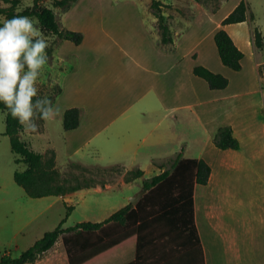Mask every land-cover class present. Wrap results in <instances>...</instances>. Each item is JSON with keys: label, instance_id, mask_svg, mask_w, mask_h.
Wrapping results in <instances>:
<instances>
[{"label": "rangeland", "instance_id": "1", "mask_svg": "<svg viewBox=\"0 0 264 264\" xmlns=\"http://www.w3.org/2000/svg\"><path fill=\"white\" fill-rule=\"evenodd\" d=\"M161 1L167 5L164 13L173 37L174 32H183L181 39L178 36L182 46L176 52L177 59L178 55L186 53V49H190L195 41L214 28L215 20L234 10L235 4L237 6L242 0ZM245 1L253 14L255 26L264 32V0ZM34 3L35 0H21L18 9L33 7ZM151 3L152 0H76L68 7L59 8L54 7V0H42V6L54 10L60 28L81 32L84 40L81 44L61 40L56 35L46 33L39 22L38 26L49 47L46 50L48 61L37 81L38 95L50 98L54 109L58 111L52 121L37 120L36 131H25L22 127L20 137L29 143L30 148L46 157L54 150L57 167L65 176L95 181L97 185L65 196L29 197L15 181V172L24 171L27 165L16 163L17 156L12 150L10 137L5 134L7 111L0 110V257L5 254L12 257L21 255L47 231L59 225L66 217L69 205H73L74 210L63 225L64 228L84 221H104L120 207L122 201L127 199L131 202L140 191L143 192L142 180L160 173L158 164L169 167L170 159L152 161L146 157L158 153L146 146L139 150L140 156L135 164L130 159L124 165L114 164L117 152L113 155L112 146L104 142V133L93 134L90 129L79 127L66 130L63 124L64 111L72 104L102 113L106 107L116 105L113 99L124 93L127 82L134 85L139 82L134 63L112 47L114 41L111 38L119 39L131 49L134 53H130V56L133 58L143 60L147 52L154 54L160 39ZM260 49L264 51V47ZM188 60L185 59L186 86L187 81H191ZM248 73L246 67L244 72L235 74L244 76ZM260 73L264 78V64L260 66ZM180 79L181 76L175 81V90L179 88ZM200 80L205 87L196 83L197 92L207 102L200 107H186L184 114L176 121L177 133L185 140L169 146L168 150L173 152L172 158L182 149L185 151V147L186 157H198L204 148L216 150L219 155L212 162L214 168L223 175L232 176L229 184L236 196L237 218L240 222L248 220L249 225H253V254L255 259L264 262V130L256 142L250 140L247 133L243 134V147L239 151L240 165L237 168L223 165V160L232 163L236 155L226 154L212 141L208 143L212 128L223 125L226 119L245 122L256 118L264 124V106L257 103L255 96L229 98L225 92L234 89L225 92L223 89H211L205 79ZM93 96L99 100L88 102ZM119 99L122 100V96ZM118 107L120 104H117ZM149 118L144 117L146 120ZM75 163L87 167H78ZM110 165L113 169L104 170L103 166ZM138 167L145 171L143 179L125 185L126 173ZM55 246L62 249V239ZM211 249L210 257L216 252V247L211 245ZM57 251L63 250L57 248L55 256H59ZM53 259L54 256L49 253L34 264H50ZM57 264L64 263L58 260Z\"/></svg>", "mask_w": 264, "mask_h": 264}, {"label": "crops", "instance_id": "2", "mask_svg": "<svg viewBox=\"0 0 264 264\" xmlns=\"http://www.w3.org/2000/svg\"><path fill=\"white\" fill-rule=\"evenodd\" d=\"M232 10L221 19L215 20L214 28L207 32L204 37L195 41L190 49H186V53L181 56L178 55L177 59L176 52L182 46L178 36L181 39L183 32H174V42L167 45L162 43L160 33L157 32L160 44L155 46L154 54L151 51L147 52V57L143 60L130 56V53H134L131 49L127 48L119 39L111 38V41H114L112 47L117 48L120 54L128 57L134 63L138 72L136 79H139V82L135 85L127 82L124 95L121 94L122 100L119 99L121 96H116L113 99L116 105L106 107L102 113L92 112V109L79 104H72L69 108L77 106L80 108L79 128L90 129L93 134L104 133L102 138L104 142L112 146L113 155L117 152L114 155L116 158L114 164L124 165L129 159L135 164L140 156L139 150L144 146L157 150V154L146 155L152 161L160 158L164 160L172 158L173 152L170 153L168 147L185 140V137L177 133L176 121L184 114L186 107H200L207 102L197 92L196 83L202 87L205 86L200 80L203 78L194 74L196 65L206 66L213 72L222 74L229 79V85L223 91L234 90L225 92L227 97L239 99L252 95L255 96L257 103L262 107L264 106V78L260 73V66L264 64V51L255 44L254 31L256 26L254 19L251 18L252 12L250 11L247 21L223 25V20ZM244 26L246 28H242ZM220 29H225L244 52L242 70L234 71L223 64L215 42V34ZM262 33L264 35L263 31ZM103 45L105 47L106 43ZM203 46L205 47L203 48ZM186 58H189L190 71L188 76L191 79L190 82L187 81L188 86H186ZM246 67L248 74H244V76L235 74L244 72ZM179 76L182 78L180 79L181 83L179 88L175 90V81ZM233 84L235 85L234 88H232ZM109 92L112 93V91ZM91 100L96 102L99 99L93 96L88 102ZM250 101L252 102V98ZM117 104H120V107L116 108ZM144 117H150L149 119L152 121L148 122L149 119L146 120ZM228 120L226 119L221 126L231 125L234 128V134L240 140L241 148L223 150L228 155H236L232 163L229 160H223V165L228 168H237L240 165L239 151L243 147V134L247 133L250 140L256 142L259 140L262 129L264 130V124L256 118L247 119L245 122ZM221 126L212 128V135L208 143L210 141L214 143L216 133ZM44 130H46L45 127ZM218 155L214 148L210 150L204 148L198 157H187L203 158L212 167L209 183L206 185L197 184L194 189L195 221L204 249V264H264L263 261L255 259L253 254V225H249L248 220L240 222L237 218L239 214L235 205L236 196H234L229 184L232 176L223 175L214 168L212 162L216 160ZM183 156L186 157V147ZM129 203L127 199L122 201L120 207L115 211ZM157 241V239L151 238L149 240L142 239L140 240V247H138V239L122 238L121 243L124 244V247L118 253L106 257L101 264H160L158 254L154 252L156 248L153 246ZM146 243H149V247H143V244ZM55 245L44 254L50 253L54 256L53 263L50 264H57L58 260L64 264H70L64 243L62 249ZM211 245L216 247V252H213L214 255L210 257ZM57 248L63 250L62 252L57 251L59 256H55ZM167 250L173 252L174 247H168ZM103 253L99 255L101 256ZM97 255L98 252L94 254L96 257H93L98 259L100 256Z\"/></svg>", "mask_w": 264, "mask_h": 264}, {"label": "trees", "instance_id": "3", "mask_svg": "<svg viewBox=\"0 0 264 264\" xmlns=\"http://www.w3.org/2000/svg\"><path fill=\"white\" fill-rule=\"evenodd\" d=\"M75 1L54 0V7H68ZM41 2L42 0H35L33 7L19 10L21 0H0V26H3L2 18L11 19L16 15L36 17L46 33L56 35L61 40L66 39L81 44L84 35L81 32L60 28L54 10L42 6ZM164 7L167 5L161 0H152L151 10L157 18L162 43L167 45L173 43L174 38ZM249 13L248 3L242 0L222 23L227 25L247 21ZM251 18L254 19L252 13ZM254 36L256 46L263 48L264 35L258 26L255 27ZM215 42L223 64L234 71L242 70L245 54L225 29L216 32ZM194 74L205 79L211 89H225L229 85L226 76L215 73L203 65H196ZM0 110L7 111L5 134L10 137L12 150L17 156L16 163L27 165L24 171H16L14 178L29 197L65 196L95 188L97 185L95 181L65 176L57 167L54 150L50 152L49 157H46L43 153L30 148L29 143L20 137L22 126L8 113L3 103H0ZM80 118V108L67 109L63 120L64 128L66 130L78 128ZM214 144L222 150L241 148V142L235 136L231 125H224L218 129ZM183 152L184 149L175 158L170 159L169 167L158 164L161 172L152 178L143 179L145 171L140 167L126 173L125 182L128 184L143 179L144 193L136 204L130 202L104 221H84L64 228L63 225L74 210V206L69 205L66 217L55 229L47 231L18 257H12L10 254L1 256L0 264H34L54 247L60 238L66 247L70 264H101L106 257L118 253L124 247L121 243L122 238L138 239V247L142 239H157V243L153 246L156 248L154 252H157L160 264L162 262L163 264L167 262L168 264H204V249L195 221L194 189L197 184L209 183L212 167L203 158L184 157ZM74 165L87 167L82 163ZM103 167L104 170L113 169L111 165ZM143 247H149V243L143 244ZM168 247H174V251H168ZM97 252L98 255L104 253L95 259L94 254Z\"/></svg>", "mask_w": 264, "mask_h": 264}, {"label": "clouds", "instance_id": "4", "mask_svg": "<svg viewBox=\"0 0 264 264\" xmlns=\"http://www.w3.org/2000/svg\"><path fill=\"white\" fill-rule=\"evenodd\" d=\"M38 25L36 18L16 15L0 26V103L25 131H36L37 120L52 121L58 111L38 95L49 47Z\"/></svg>", "mask_w": 264, "mask_h": 264}, {"label": "water", "instance_id": "5", "mask_svg": "<svg viewBox=\"0 0 264 264\" xmlns=\"http://www.w3.org/2000/svg\"><path fill=\"white\" fill-rule=\"evenodd\" d=\"M143 193H144V191L143 192H140L137 196L133 197L132 200H131V202L133 204H136L138 202V200L141 198V196H142Z\"/></svg>", "mask_w": 264, "mask_h": 264}]
</instances>
